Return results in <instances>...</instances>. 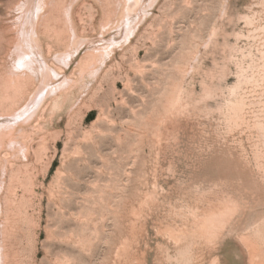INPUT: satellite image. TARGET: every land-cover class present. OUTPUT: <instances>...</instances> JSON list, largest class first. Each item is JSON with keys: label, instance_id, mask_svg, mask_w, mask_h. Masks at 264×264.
Wrapping results in <instances>:
<instances>
[{"label": "rangeland", "instance_id": "1", "mask_svg": "<svg viewBox=\"0 0 264 264\" xmlns=\"http://www.w3.org/2000/svg\"><path fill=\"white\" fill-rule=\"evenodd\" d=\"M254 1L161 0L132 37L134 11L106 17L109 30L101 34L100 5L86 1L81 30L95 41L73 49L51 83L72 70L80 74L60 87L41 122L30 124H40L32 136L50 139L40 160L26 154L30 177L17 198L29 236L15 233L5 264H253L235 241L264 218L257 152L264 141L253 123L230 121L225 108L231 88L261 65L244 18L249 8L260 10ZM25 2L0 0V90L8 88L13 103L23 92L9 88L6 60L17 26L29 31L20 15ZM56 19L62 21L59 13ZM66 29L55 26L61 45L68 43ZM52 51L47 58L55 67ZM206 87L213 96L203 97ZM7 110L10 117L19 112ZM5 123L0 118V155L15 146L25 160L19 130L12 134ZM230 200L239 210L221 238L208 244L195 236V219ZM165 228L189 234L175 242Z\"/></svg>", "mask_w": 264, "mask_h": 264}, {"label": "bare ground", "instance_id": "2", "mask_svg": "<svg viewBox=\"0 0 264 264\" xmlns=\"http://www.w3.org/2000/svg\"><path fill=\"white\" fill-rule=\"evenodd\" d=\"M86 1L39 0L37 8L33 9L35 0H26L25 8L20 15L27 21L29 31L20 33L19 29L21 26L18 25V30L10 38L6 62L11 70L7 74V80L10 89L21 87L23 96L21 101L13 103L15 102L14 97L10 94V91L8 92V88L0 90V118L3 122L8 123H5V125H11L14 128L12 134L19 130L20 139H22L20 146H23L26 158L23 161L19 159L15 146H11L0 155V264L6 263L7 244L13 237L16 238L15 233H23L25 236H29V230L27 231L24 227L27 219L25 205L18 203L17 198L18 189L22 187L24 180H28L30 177V159L27 158L28 155L26 154L33 151L35 160H40L46 154L50 139L47 133H38L36 137L32 136L39 129L40 124H30L34 120H37V123L41 122L48 106L52 102L51 99L57 94L56 92L60 90V87L65 86L67 83L70 84L80 74L72 70L70 72L71 75H63L61 83H51L54 78L62 75L64 66L69 64V59L72 61L73 49L76 48L77 50L80 46L95 41V38H87L86 35L82 34L85 32H82V30L87 28L85 24V16L88 14L85 11ZM97 1L101 11L100 17H96L98 31L103 34L109 30L106 17L115 19L120 13L125 15L134 11L138 16L131 30L132 37L149 24L153 9L158 6L161 0H151L145 5L142 0ZM254 2L259 4L260 8L258 9L260 10H254L255 8L252 9L251 7L244 16L247 25L246 36L251 38L256 44L261 65L257 66L256 72L254 69L253 72L255 73L250 75L251 77L244 76L245 68L240 65V76L245 77L244 81L241 83L238 80L239 78L237 79L239 83H235L236 86L231 88L230 97L227 96V106L224 108L232 117L229 120L232 119L237 125L247 122L253 123L259 130L257 132L261 133L264 141V0H255ZM115 5L118 12L114 16ZM58 13L60 14L61 22L56 19ZM60 25L67 28V45H61L58 36L55 34V26ZM45 48H47V52ZM53 49L57 50L55 56L57 64L55 67L51 65V63L55 62L52 60L50 62L47 58L48 55L52 54ZM18 58L21 59V61L18 60L19 69L13 65V62H16ZM87 68L89 67L84 70H87ZM214 92L211 88L206 87L203 91V97H211ZM80 104L81 102L77 106ZM10 106H18L19 112L14 117L8 115L7 108ZM40 108L42 109L37 116ZM12 134H10V139ZM260 140L262 139L260 138ZM259 147L257 148L259 149L257 152L260 154L258 163L260 168L264 170V142L261 145L259 144ZM255 160L257 159L255 158ZM61 178L62 176L59 174L56 182L59 183ZM238 210V203L230 200L218 209L204 211L195 219L194 235L207 241L208 244H214L221 238L222 231ZM167 230L171 238L176 240L175 242L180 241L182 238L185 239L189 234L187 229L168 228ZM235 245L239 247L243 257H246L249 263L264 264V218L254 227H251L248 232L238 236ZM24 250V247H17V252L20 254Z\"/></svg>", "mask_w": 264, "mask_h": 264}]
</instances>
